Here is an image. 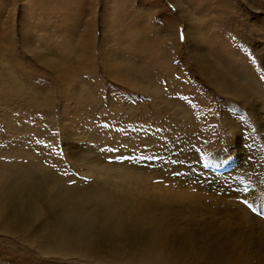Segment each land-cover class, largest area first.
<instances>
[{
	"label": "rangeland",
	"instance_id": "obj_1",
	"mask_svg": "<svg viewBox=\"0 0 264 264\" xmlns=\"http://www.w3.org/2000/svg\"><path fill=\"white\" fill-rule=\"evenodd\" d=\"M27 1L0 0V200L8 169L32 166L30 191L6 197L9 217L29 210L26 226L0 231V264H136L154 254L166 264H264V0L255 9L228 0L222 12L214 0L211 22L209 11L188 10L195 21L173 0H132L150 23L116 19L105 8L114 0H87L84 10ZM210 26L260 83L243 99L200 69L194 32ZM74 38L75 56L58 64ZM239 137L243 159L228 147ZM60 187L133 196L160 209L157 223L150 214L108 228L97 221L90 252H46L67 211L48 203ZM93 201L84 208L101 212ZM160 237L166 249L154 247Z\"/></svg>",
	"mask_w": 264,
	"mask_h": 264
},
{
	"label": "bare ground",
	"instance_id": "obj_2",
	"mask_svg": "<svg viewBox=\"0 0 264 264\" xmlns=\"http://www.w3.org/2000/svg\"><path fill=\"white\" fill-rule=\"evenodd\" d=\"M62 1H63L62 9L64 8L74 9V7L77 5L78 9L83 8L82 10H84L88 6L87 5L85 7V3L87 0H62ZM173 1L175 2V7H177L180 12H182V8H183L184 12H186V14L190 13L191 18L193 17L192 19L195 21L197 18H199V15L193 13L192 11L190 12L188 10L193 8L198 11H207V12L209 11V14L203 20L206 22L210 21L211 19L210 12L214 0H183L185 2H182L180 0H173ZM227 1L228 0H218V5H216L217 3L215 2L214 3L216 6L219 7L218 9H220L222 12L223 9H225V4L227 3ZM244 1H246L248 6L250 5V7L255 9L254 8V2H256L255 0H248V1L244 0ZM229 2L230 4L234 3L231 0H229ZM261 3H263L261 0H259L258 3L256 2L257 6H259ZM261 6L263 7L262 4ZM231 7L236 8V6L233 5ZM105 8L115 9L118 16L116 19L118 20H122L124 18H130L136 21L150 23V14L143 9L141 10L140 8L134 7L132 0L131 1L114 0L110 3V6L106 5ZM70 20L73 21L74 19H70ZM27 28H28V23H25L23 26L21 25L20 33H24L25 35V31ZM213 28H214L213 26H210L209 35L204 30L194 32L196 36L195 37L196 40L193 42V45L197 47L196 51L199 59L197 60V62L200 63V69L203 72L207 73L208 76H211V80L213 84L217 85L216 88L219 91H221L224 95L232 96L237 99H243L247 96L248 93H250V91L253 88L259 87L260 83L253 76V74L251 73L252 72L251 68L245 62H242L238 57L228 55L229 52L227 51L228 49H224V47L225 48L228 47L223 43V39L225 40V38L222 35L217 33L211 36L212 30L215 29ZM88 33L90 32L88 31ZM77 39L80 42L79 38L72 39L73 40V41L71 40L72 42L67 41V45L65 46L66 52L60 53L62 55L58 60V64H61L67 58L71 59L73 56H75L74 52H75V46H77L76 44ZM201 48L206 50L217 49L221 52L222 57L216 56L214 51H212L211 53L212 56L211 55L207 56L205 53L202 52ZM215 58L217 59L223 58L224 60H222L220 64H216L214 62ZM142 72L138 71V74L146 75L144 74L145 72L144 73ZM160 72L161 71H157V74H159ZM156 90H157L155 91L156 94L160 93L159 92L160 90L157 87ZM180 110L183 113H188V111L184 107H182ZM225 125L228 128H230L229 129L230 133L233 132L234 130L233 121L229 116H225ZM244 144L245 141H243V139L239 137L235 139L234 142L232 141V143H230L228 147H230V149L231 148L238 149L239 151L237 152V156H238L237 158L240 157L241 159H243L245 153ZM31 168L32 166L30 165L21 164L18 166H14L11 170L8 169L10 173L11 184L5 188V191L0 200V231L9 227L10 223H15L20 228L26 226L25 224L27 219L26 218L24 220L21 219L24 217L25 210H29V208L26 207L25 209L20 211V213H18L16 216L15 214H13L9 217L10 212L14 211L15 208L12 205H8V206L6 205L7 204L6 197L10 193L19 189L30 191V185L28 186L27 183H28V173H29L28 169ZM128 177H129L128 179H130V176ZM126 181L128 180L126 179ZM127 184L139 185L138 182H136V184L126 182L123 185H127ZM115 193L116 192L111 193V195L109 194L102 195L100 193L99 195L101 196L98 198L97 197L98 194L96 195L93 194L91 195L89 193L82 194L79 192L77 193V191L72 188L60 187L58 190V196H53L49 198L48 203L50 205H58V206L61 205L63 208H66L67 211L64 214H61V217L59 219L60 222L59 224H57L58 227L51 228L48 231L47 235L51 240L50 245L52 247L49 249L44 248L45 251L74 252V253H84L85 251L90 252L89 247L91 246L92 237L93 235H95L94 228L96 226V225H92V223L94 222L97 223V221L102 222L103 223L102 226L108 228L110 226H123L125 224L124 220H127L126 219L127 217L128 218L131 217L133 222L139 223L146 218L145 217L146 214L148 215L150 214L151 217H149V220L157 223L154 216L160 210L157 206L151 204L144 205L143 202L138 198H135L130 195L121 197ZM81 199L82 200L84 199V202H81ZM95 199L97 200V205L99 204L100 205L99 207L102 209L101 212H98L99 210L98 211L87 210V208H84L83 206L86 203H91V202L94 203L93 200ZM36 212L40 216H42L44 215L45 210L43 208L42 209L36 208ZM84 244L88 248L83 251H78L80 247L82 248L84 247ZM154 247L166 249L167 237H160L158 242L154 244ZM208 252L210 253L209 255L214 254L212 253L213 249H209ZM172 254L173 256H176L173 251ZM166 263L168 262L166 261V259L163 258L161 254H154L148 258L147 257L142 258L136 262V264H166Z\"/></svg>",
	"mask_w": 264,
	"mask_h": 264
},
{
	"label": "snow or ice",
	"instance_id": "obj_3",
	"mask_svg": "<svg viewBox=\"0 0 264 264\" xmlns=\"http://www.w3.org/2000/svg\"><path fill=\"white\" fill-rule=\"evenodd\" d=\"M254 211H257L258 209H253ZM261 215H264V206L261 207V209H259Z\"/></svg>",
	"mask_w": 264,
	"mask_h": 264
}]
</instances>
